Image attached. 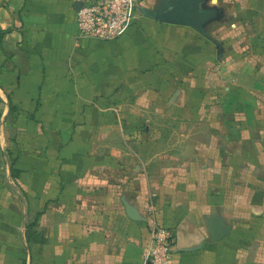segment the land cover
<instances>
[{
    "label": "crops",
    "instance_id": "crops-1",
    "mask_svg": "<svg viewBox=\"0 0 264 264\" xmlns=\"http://www.w3.org/2000/svg\"><path fill=\"white\" fill-rule=\"evenodd\" d=\"M93 1L0 0V264H143L151 208L175 264H264V70L177 88L165 64L185 31L82 38ZM214 218L231 228L219 242Z\"/></svg>",
    "mask_w": 264,
    "mask_h": 264
},
{
    "label": "rangeland",
    "instance_id": "rangeland-1",
    "mask_svg": "<svg viewBox=\"0 0 264 264\" xmlns=\"http://www.w3.org/2000/svg\"><path fill=\"white\" fill-rule=\"evenodd\" d=\"M139 4L140 7L152 9L159 4V0H139ZM204 6L217 8L220 12V19L209 23L206 29L221 44V55L219 47L211 40L190 27L177 26L181 33L185 31L182 37H177L182 38L175 51L178 59L173 63L168 61L165 65L168 69L178 70L184 77L178 79L181 83L175 85L177 88L187 85L200 89L209 88L215 93L225 92L226 87L237 83L240 71L264 70V0H207ZM167 17L171 18L172 15L168 13ZM146 20L152 19L139 12L135 25ZM148 33V30L143 29L147 40L143 41L144 37L142 42L153 46L154 39L147 37ZM121 37L102 41L114 42ZM169 80L171 79H163L167 83ZM155 84L157 86L158 83ZM178 96L179 93L175 94V97ZM156 101L157 99H152L153 103ZM143 113L144 111H140L139 116ZM149 116L158 121L162 119L163 123L172 128L177 117L174 111L161 112L156 108L149 110Z\"/></svg>",
    "mask_w": 264,
    "mask_h": 264
},
{
    "label": "built area",
    "instance_id": "built-area-1",
    "mask_svg": "<svg viewBox=\"0 0 264 264\" xmlns=\"http://www.w3.org/2000/svg\"><path fill=\"white\" fill-rule=\"evenodd\" d=\"M139 7V0H94L84 4L76 15L79 36L99 40L117 39L134 26ZM148 219L152 231L143 264H175L173 230L162 223L153 208L149 210Z\"/></svg>",
    "mask_w": 264,
    "mask_h": 264
},
{
    "label": "water",
    "instance_id": "water-1",
    "mask_svg": "<svg viewBox=\"0 0 264 264\" xmlns=\"http://www.w3.org/2000/svg\"><path fill=\"white\" fill-rule=\"evenodd\" d=\"M206 1L207 0H159V4L154 8L139 7V12L144 17L157 22L194 29L205 38L214 42L219 47L221 55V44L206 29L209 23L220 19V12L217 8L205 7L204 4ZM168 13L172 15L171 18L167 17ZM125 206L127 214L132 220H143L139 215L138 209L129 204ZM208 229L213 242L223 240L231 232V228L219 218H214L209 223Z\"/></svg>",
    "mask_w": 264,
    "mask_h": 264
}]
</instances>
